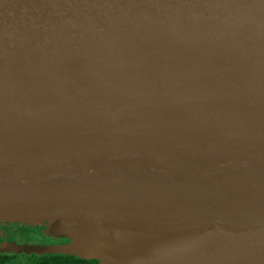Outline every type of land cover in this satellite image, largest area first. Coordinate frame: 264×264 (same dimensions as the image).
I'll return each instance as SVG.
<instances>
[{"label":"water","instance_id":"95a60500","mask_svg":"<svg viewBox=\"0 0 264 264\" xmlns=\"http://www.w3.org/2000/svg\"><path fill=\"white\" fill-rule=\"evenodd\" d=\"M1 223L68 242L0 254L264 264V0H0Z\"/></svg>","mask_w":264,"mask_h":264},{"label":"trees","instance_id":"16d2710c","mask_svg":"<svg viewBox=\"0 0 264 264\" xmlns=\"http://www.w3.org/2000/svg\"><path fill=\"white\" fill-rule=\"evenodd\" d=\"M37 228L23 227L22 230L27 233V236L36 233ZM21 237V236H20ZM25 237V236H23ZM18 256H23L26 258L25 264H99L97 260H85L77 258L71 255H60V254H50V255H25V254H0V264H13L12 260Z\"/></svg>","mask_w":264,"mask_h":264},{"label":"rangeland","instance_id":"374dc122","mask_svg":"<svg viewBox=\"0 0 264 264\" xmlns=\"http://www.w3.org/2000/svg\"><path fill=\"white\" fill-rule=\"evenodd\" d=\"M10 225V226H9ZM10 227V229H7L5 231V233H10V235L12 236V238H16V237H23V236H27V234L25 233L24 230H22L23 225H16V224H8V228ZM40 229V228H39ZM40 238H49L48 236H46L45 234H35L32 233V235L27 236L26 237V241H29V243H37V241H43ZM68 242V239H65ZM40 243V242H38ZM13 264H25L26 263V258L23 256H18L15 259L12 260Z\"/></svg>","mask_w":264,"mask_h":264},{"label":"flooded vegetation","instance_id":"af4514ba","mask_svg":"<svg viewBox=\"0 0 264 264\" xmlns=\"http://www.w3.org/2000/svg\"><path fill=\"white\" fill-rule=\"evenodd\" d=\"M10 226V225H9ZM7 229H10V227L8 228V224H0V230L2 231L1 235H0V241L2 240H10V241H17V242H23V243H29V241H26V237H16L15 239L12 238V236L10 235V233H5V231ZM37 232L36 233H39V234H42V232H40V229L37 228L36 229ZM27 234V233H26ZM41 240L43 241H37L40 242V243H43V244H54V243H64V242H67L65 239H52V238H40Z\"/></svg>","mask_w":264,"mask_h":264},{"label":"bare ground","instance_id":"6f19581e","mask_svg":"<svg viewBox=\"0 0 264 264\" xmlns=\"http://www.w3.org/2000/svg\"><path fill=\"white\" fill-rule=\"evenodd\" d=\"M116 236H118V237H123V238H129V237H130L129 235H123V234H121V235H116Z\"/></svg>","mask_w":264,"mask_h":264}]
</instances>
